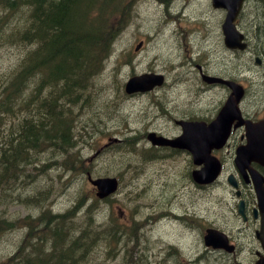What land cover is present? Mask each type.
<instances>
[{
    "label": "rangeland",
    "instance_id": "1",
    "mask_svg": "<svg viewBox=\"0 0 264 264\" xmlns=\"http://www.w3.org/2000/svg\"><path fill=\"white\" fill-rule=\"evenodd\" d=\"M246 9H249L246 16L250 13L255 17L259 13V7L252 5V0H249ZM169 11L170 16L177 18L165 22L169 18ZM128 14L124 31H118L109 56L102 62V73L94 78L95 81L88 88L90 98L84 105H79L80 102L74 104L73 110L78 114L75 139L85 167L97 176L116 175L120 179V187L109 202L99 201L92 205L95 207L94 223L99 229L108 228L113 217L119 224L131 226L133 220L147 213L160 214L163 209L168 212L151 224L136 229L129 241L134 245L129 249L131 254L120 256L117 244L109 246L107 238L97 239L87 249L85 264H175L180 257H190L191 264H212L201 238L207 223L214 227L226 225V228L235 225L233 207L228 204L231 195L227 186L218 184L211 189L194 192L184 175L188 163L168 158L165 150H150L146 147L149 144L145 142V137L152 130L165 131L167 125L172 123L171 116L176 119L185 112H211L212 90L204 95L206 99L209 98L207 103L190 104L196 92V85L192 82L194 78L198 84L197 78L193 77L196 64L204 63L206 70L212 74L227 76L237 75L239 65H245L248 72L244 74L260 79L264 67H260L259 73H256L253 57L247 53L231 59H228L231 54L223 53L217 34L220 31V12L210 9L209 0H167L163 4L160 0H135V7H129ZM181 18L189 23H183ZM16 52L13 46L0 47V78L7 76ZM210 56L217 57L213 60V66L207 64L210 63ZM132 71L133 74L161 72L166 77L164 86L152 93L127 97L122 94L121 83ZM243 82L248 87L245 99L248 111L256 114L259 97L257 79L246 78ZM218 90L215 89L216 92ZM259 111H264L262 97H259ZM133 134L138 136L137 141L128 140ZM118 144L116 150H112L111 145ZM63 158L59 157L58 160ZM58 169H54L55 174L60 172ZM64 173L59 178L54 174L51 181L49 176L41 177L43 182L39 180L42 187L47 186L44 182L50 184V204L54 211L68 208L75 192L83 195L86 191L92 195L91 185L84 174L76 171ZM31 178L24 177L27 181ZM66 178L68 183L65 182ZM26 187L23 186L22 191ZM162 187H166L165 192ZM2 192L16 198L22 193L20 190L8 192L7 187ZM6 198H0V217L14 220L39 210L30 200L27 205L20 199L18 202L21 204H8ZM182 213L198 217V220L190 224L173 217ZM223 214L226 221L220 217ZM80 217L83 215L74 218L78 225ZM145 222L148 223V220L145 219ZM118 223L115 227L113 221L115 233L117 228L121 229ZM122 229L127 231L129 227ZM22 232L14 228L0 234V260L6 259L16 249L15 244L21 239ZM196 246L200 252L196 251ZM214 256L213 264H230L227 256L219 255L220 261L217 254ZM248 258L246 251L241 252L238 259L233 257L242 264L248 262Z\"/></svg>",
    "mask_w": 264,
    "mask_h": 264
},
{
    "label": "trees",
    "instance_id": "2",
    "mask_svg": "<svg viewBox=\"0 0 264 264\" xmlns=\"http://www.w3.org/2000/svg\"><path fill=\"white\" fill-rule=\"evenodd\" d=\"M132 1L0 0V47L17 49L7 76L0 78V198L8 196L5 187L20 190L19 197L6 198L8 204L30 200L39 208L36 216L0 217V234L23 230L16 250L0 264H85L87 249L97 239L107 238L110 246L136 229L115 233V219L99 229L93 218L96 200L76 192L68 208L53 213L43 208L50 187L39 185L58 168L92 172L79 155L73 107L90 98L88 88L101 74ZM119 145H111L112 150ZM78 213L80 225L74 220Z\"/></svg>",
    "mask_w": 264,
    "mask_h": 264
},
{
    "label": "flooded vegetation",
    "instance_id": "3",
    "mask_svg": "<svg viewBox=\"0 0 264 264\" xmlns=\"http://www.w3.org/2000/svg\"><path fill=\"white\" fill-rule=\"evenodd\" d=\"M260 8V5H259ZM253 20H256L254 22ZM219 21L221 24V14L219 17ZM256 23V24H255ZM235 24L240 32H242L244 38L243 40L246 43V48L242 50V52H239V55L248 54L251 58L253 57L254 61V67L256 68V73H259V68L264 67V40L262 39V36H264V24H263V16L262 13L259 12V18L256 19H250L243 18V14L239 15L237 19L235 20ZM218 34V40L221 44V49L224 52H228L231 54L228 59H231L232 52H230V49L226 48L222 44V34L221 31H219ZM224 60H227L224 56L219 54ZM216 56H210L209 60L210 63L207 62L208 65L213 66V60H216ZM204 63L202 64H196L197 67V75H194L193 77L197 78V82L194 78L192 81L194 85H196V92L195 97L190 101V104H195L199 102H206L207 97H204L205 94L209 93L211 90V93L213 94L212 97H210V101L213 100V107L211 108V112H205V113H194L191 114V112H185V114H181L182 117L176 118L178 120L183 121H177L176 124L183 122L184 125L188 123H199L203 122L205 124H208L211 122L217 112L220 110V107L223 105L224 100L231 94L230 87L225 84L227 83H239L242 86L243 80L248 78L250 74H244V72H248V70L245 68V65H239L237 71V75L234 76H227L224 74H212L206 68L204 67ZM250 72H253L252 70ZM133 74V71L131 72ZM204 75H211V77H217L221 81H224V83H217L213 82L212 84L204 83L207 80V77H204ZM251 77H255V75H250ZM261 78H262V84H264V68L261 72ZM222 78V79H221ZM211 79V78H210ZM245 87V86H244ZM214 89V90H213ZM215 89H219L218 92L215 91ZM149 93V92H148ZM219 94H221L220 98L215 99ZM264 98V96H260ZM243 101H240V112L243 118H250L248 115V111L245 110V107L243 106ZM258 105H259V97H258ZM190 108V107H188ZM165 111V110H162ZM171 121H175V119L171 116ZM170 126V125H167ZM180 127H177V130L175 134H181L183 132V129L181 125ZM168 128V127H167ZM243 127H235L231 129L230 135L226 141V143L221 148H212L210 150V153L216 156L219 160V163L221 165V171L219 174V177H224L228 174H234L236 177V180L238 181V186L240 189V197H232L230 200V203H228L232 209V214L238 218L235 222V225H231L229 228H226V225L217 226V229H220L224 231L228 237L229 243H231L235 248V254L239 255L241 252L246 251L248 254V262L244 264H253L254 261L259 257L264 255V252L261 248V245L259 243V239L255 236L256 232H259L260 226H261V219L264 217V212L261 211L260 207L257 205L256 198L254 196V192L252 189V181L249 180L250 172L249 169H244V176L240 174L235 165H234V159H233V153L236 146L244 142L243 137ZM133 136H136L138 139V136L136 134H133ZM136 139V141H137ZM149 149H151V146L146 145ZM156 150H163L161 148L153 147ZM177 154H181L183 157L185 155L186 158L192 163L193 157L190 156L186 152L182 151H176ZM254 169H256L261 176L264 178V166L252 164L251 165ZM186 175H189V173L186 171ZM218 181V180H217ZM195 185V184H194ZM200 186H196L193 188L194 192L197 188ZM166 187H162V191L165 192ZM242 199L243 203V211H244V219H240V217L236 214V203L237 201ZM167 210L163 209L160 211V214H151L147 213L144 218L148 219L149 221L157 220L159 217L167 215ZM143 221V220H142ZM226 221V220H223ZM244 239H247L244 241ZM241 264V263H240Z\"/></svg>",
    "mask_w": 264,
    "mask_h": 264
},
{
    "label": "water",
    "instance_id": "4",
    "mask_svg": "<svg viewBox=\"0 0 264 264\" xmlns=\"http://www.w3.org/2000/svg\"><path fill=\"white\" fill-rule=\"evenodd\" d=\"M213 6L215 7H223L227 9V15L225 22L223 24L224 34H225V40L226 44L229 46H238L240 48L243 47V45L239 44L240 35L236 33V30L234 28V25L232 24L236 14L238 13V10L241 6L242 0H212ZM139 78H142L144 80V83L147 84L151 81L150 78H153L150 75H143ZM139 78H132L127 82L126 89L128 92H133L137 86H140V84H137L136 82L139 80ZM156 79V78H153ZM147 88H141V90H144ZM236 98H239V92H234ZM233 103L230 101L228 104H225L224 109L220 112L217 121L214 122L209 126V129L207 131V137L203 141L202 145L193 144L190 148L193 151V154L195 157L199 158H205V150L208 148V146L212 143L214 138H219L226 134V129L228 130V126L230 122L236 118L235 112L233 111ZM246 140L247 143L244 146H240L236 150V156L238 159L242 161V163L246 164L250 162L251 160L259 161L260 163L264 164V120L259 121V123L251 124L246 121ZM154 142L156 143H166L165 141L161 139H157ZM170 144L182 146L181 140H175L172 141ZM189 148V149H190ZM205 162V168L201 169L200 171H197L195 174V178L198 182L204 183L209 182L213 179V177L216 174V169H211L208 165L210 163L203 160ZM241 165V163L239 164ZM88 179L90 182L97 188L96 195L98 197H104L111 192H113L116 188V180L114 178H97L95 180H92L89 176ZM256 184H260V181H255V188L259 195L260 202L264 203V188L259 185V187ZM239 212L241 211V208L239 207ZM205 244L211 245L213 247H225L227 249H231L230 247H227L225 237L212 229L207 230V233L204 237ZM261 241L264 246V237L261 238ZM264 260H260L256 264H262Z\"/></svg>",
    "mask_w": 264,
    "mask_h": 264
},
{
    "label": "bare ground",
    "instance_id": "5",
    "mask_svg": "<svg viewBox=\"0 0 264 264\" xmlns=\"http://www.w3.org/2000/svg\"><path fill=\"white\" fill-rule=\"evenodd\" d=\"M170 15V14H169ZM168 15V16H169ZM167 21H170V18H168L165 22H167ZM117 36V35H116ZM116 36H115V38H114V40L116 39ZM114 40H113V42H114ZM113 42H112V45H113ZM139 45H140V43L138 44V46L137 47H135V50H137V48L139 47ZM112 47V46H111ZM107 56H109V54L107 55ZM107 58V57H106ZM149 133V132H148ZM147 133V134H148ZM132 138V140L134 139H136L137 137L136 136H133V137H131ZM118 141V140H117ZM149 146H151V145H149ZM148 148V147H147ZM152 148H153V146H151V149L150 150H152ZM58 171H60L59 173H64V171L61 169V170H59L58 169ZM54 172H56V171H53V174H52V177L54 176ZM65 174V173H64ZM82 174H84V173H82ZM85 175V177H86V179H87V177L88 176H97V175H95L94 173H93V171L92 172H87V173H85L84 174ZM99 176V175H98ZM51 181V180H50ZM44 185H47V186H49L50 187V184L48 185L47 183H45ZM48 192V191H47ZM52 192H51V188L49 189V196L48 197H45V199H47L44 203H45V205L43 206V208H47V207H49V209L53 212V213H56V212H59V211H54L53 209H52V206H51V204H50V201H51V196H52V194H51ZM44 199V200H45ZM39 211V210H38ZM37 211V212H38ZM61 212L63 211V210H60ZM37 212L35 213V214H31V212H29V213H27L26 215L28 216H30V214H31V216H33V215H35L36 216V214H37ZM80 213H78V214H76V216L77 215H79ZM75 218V217H74ZM145 219L146 218H144V216L142 217V218H140V219H138V220H133V227H135L136 229H139V228H141L144 224H151L152 222H154L155 220H153V221H149L148 219V223H146L145 222ZM143 220V221H142ZM80 225V224H79ZM76 226V225H75ZM77 227V226H76ZM15 228H17V227H15ZM14 229V228H13ZM136 229L134 230V232L136 231ZM117 230L119 231L120 229L119 228H117ZM117 231V232H118ZM122 231H123V229H122ZM116 232V233H117ZM124 232H126V231H124ZM134 232H133V234H134ZM72 234L73 235H76V234H78V232H77V229H75L74 230V232H72ZM131 232H130V234H129V238H123V239H121V240H119L118 241V243H117V251H119V253H120V256L122 255H127V254H131V252H130V247L132 246V248H133V243H131V244H129V241L133 238V235ZM121 237V235H118V238H120ZM146 242H147V244L146 245H148V242H149V239L147 238L146 239ZM170 246H172V244H169ZM16 250V249H15ZM144 250H145V248H144ZM197 251V250H196ZM14 252V251H13ZM12 252V253H13ZM11 253V254H12ZM11 254L9 255V256H11Z\"/></svg>",
    "mask_w": 264,
    "mask_h": 264
}]
</instances>
